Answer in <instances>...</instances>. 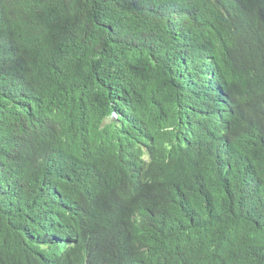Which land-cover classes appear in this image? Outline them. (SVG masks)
Here are the masks:
<instances>
[{
    "label": "trees",
    "instance_id": "obj_1",
    "mask_svg": "<svg viewBox=\"0 0 264 264\" xmlns=\"http://www.w3.org/2000/svg\"><path fill=\"white\" fill-rule=\"evenodd\" d=\"M0 264H264V0H0Z\"/></svg>",
    "mask_w": 264,
    "mask_h": 264
},
{
    "label": "bare ground",
    "instance_id": "obj_2",
    "mask_svg": "<svg viewBox=\"0 0 264 264\" xmlns=\"http://www.w3.org/2000/svg\"><path fill=\"white\" fill-rule=\"evenodd\" d=\"M261 42V41H260ZM258 46V45H257ZM262 68V67H261ZM168 205V204H167ZM134 225V224H133ZM206 225V224H205ZM208 225V224H207ZM223 225V224H222ZM241 225V224H240ZM144 230V229H143ZM171 231V230H170ZM235 231V230H234ZM189 234V233H188ZM258 235V234H257ZM192 239V237H191ZM241 241V240H240ZM171 243V242H170ZM189 245V244H188ZM187 248V247H186ZM215 249V248H214ZM169 250V249H168ZM181 250V249H180ZM223 250V249H222ZM221 251V250H220ZM168 256V255H167Z\"/></svg>",
    "mask_w": 264,
    "mask_h": 264
},
{
    "label": "clouds",
    "instance_id": "obj_3",
    "mask_svg": "<svg viewBox=\"0 0 264 264\" xmlns=\"http://www.w3.org/2000/svg\"><path fill=\"white\" fill-rule=\"evenodd\" d=\"M142 159L147 160V159H148V158H147V155H146V154L143 155V156H142Z\"/></svg>",
    "mask_w": 264,
    "mask_h": 264
}]
</instances>
